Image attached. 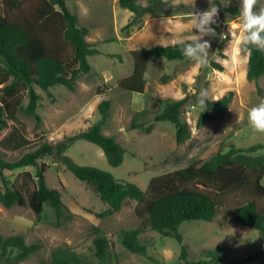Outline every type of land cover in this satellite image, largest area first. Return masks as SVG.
<instances>
[{
  "label": "rangeland",
  "instance_id": "obj_1",
  "mask_svg": "<svg viewBox=\"0 0 264 264\" xmlns=\"http://www.w3.org/2000/svg\"><path fill=\"white\" fill-rule=\"evenodd\" d=\"M218 1L225 5L230 0ZM66 3L76 14L78 25L88 28L86 40L95 44L96 51L88 55L91 71L78 77L73 90L63 85L50 87L52 96L34 86L40 95L37 108L40 121L25 112L27 89L20 90L21 104L14 110V117L4 115L6 126L0 131V155L5 159L14 160L45 141L59 142L97 123L101 118L97 105L102 99L111 102L102 131L114 136L124 147L122 163L111 166L99 146L83 139L73 141L65 154L79 165L103 169L117 179L136 183L143 190L151 177L202 162L217 151H227L231 143L237 147L264 144V132L255 131L247 119L249 109L264 102V74L257 81L246 77L248 52L243 46L236 47L244 32L241 16H231L214 0H137L138 14L121 7L118 0H66ZM212 6L218 7L217 22L210 25L215 33L202 37L210 42L207 65H199L197 58L150 59L142 93L119 87V80L133 70V50L179 39L192 43L191 36L197 32L190 27L193 11ZM254 11L264 13V0H257ZM130 20H133L130 30H123ZM203 90H207L209 99H216L229 90L234 94L220 118L207 119L200 125L197 118L203 109L186 104L181 117L188 123L191 134L184 142L176 141L172 122L153 121L167 100L186 94L199 95ZM137 111L140 113L135 115ZM133 119L142 127L130 129ZM149 124L153 127L146 133L144 127ZM254 154L264 155V147ZM41 161L46 164L47 185L61 191L70 216L57 219L54 209L44 204L38 219L27 206L5 207L0 203V235L20 234L27 243L40 244L37 252L18 264H53L51 252L57 247L75 252L80 264H180L181 244L186 246L189 259L201 260L205 258L203 248L220 247L223 262L234 264L262 247L256 229L225 219L226 211L240 201L238 194L229 192L221 196L222 207L213 220H190L179 226L182 243L147 227L139 235L146 245V254L130 253L119 243L118 233L139 224L134 211L136 201L126 200L118 211L99 216L108 205L90 185L77 179L53 156H45ZM24 170L34 172L33 167L3 171L0 188L3 186L1 175L11 185L13 181H22ZM261 183L264 185V176ZM97 233L109 240L108 255L104 258L95 255L93 239ZM0 264L8 263L0 259ZM246 264L261 262L252 260Z\"/></svg>",
  "mask_w": 264,
  "mask_h": 264
},
{
  "label": "trees",
  "instance_id": "obj_2",
  "mask_svg": "<svg viewBox=\"0 0 264 264\" xmlns=\"http://www.w3.org/2000/svg\"><path fill=\"white\" fill-rule=\"evenodd\" d=\"M118 3L134 14L140 12L137 0H118ZM214 3L231 16H240V2L230 0L222 5L214 0ZM132 24L133 20H130L122 29L129 31ZM87 33L88 28L78 25L77 16L70 11L66 0H0V131L6 126L4 115L14 117V110L20 106L22 88L27 89L28 96L25 112L40 121L37 113L40 95L34 86L52 96L50 87L63 85L73 90L78 77L91 71L88 55L94 53L96 47L86 40ZM188 43H169L133 50V70L119 80V87L142 93L149 60L159 57L167 60L195 58L183 55V47ZM250 47L252 51L250 57L248 53L246 77L257 81L264 74V50H258L254 45ZM245 50L248 52L247 48ZM215 66L222 68L219 64ZM256 87L260 93L259 85L256 84ZM233 94L229 90L216 99H209L208 108L199 113L197 124L220 118ZM197 97V94H186L179 99L167 100L163 109L153 116V121L172 122L176 141L184 142L191 132L188 123L181 117L182 109L186 104L199 105ZM110 106L109 99H102L97 105L100 120L65 136L59 142L45 141L14 160H7L0 155V174L17 168H34L33 173L30 170L22 171V181H13L11 185L1 175L3 186L0 188V203L5 207L27 206L38 219L44 204H48L54 209L57 219L69 217L61 191L49 187L45 180L46 164L41 160L45 156H53L77 179L90 185L100 200L108 205L99 216L118 211L126 200L136 201L134 211L139 224L121 229L118 241L130 253L144 255L147 248L139 235L145 228L174 237L182 243L179 226L190 220H213L222 207L221 196L233 192L238 194L240 201L226 211L225 219L256 229L262 243L261 248L236 260L234 264H246L252 260H260L264 264V185L261 183L264 155L254 154L264 144L237 147L231 143L227 151H217L202 162H193L151 177L143 190L136 183L117 179L103 169L79 165L65 154L73 141L83 139L99 146L111 166L122 163L124 147L114 136L102 131L109 117ZM139 113L137 111L135 115ZM129 127L134 129L142 127V124L133 119ZM152 127L153 124H149L144 127V131L149 133ZM93 244L97 257L108 255L109 240L105 235L97 233ZM39 249L40 244L27 243L20 234L0 235V259L8 264H18ZM201 251L205 258L189 259L186 246L181 244L178 256L180 264H227L223 262L220 247L203 248ZM50 261L53 264H80L75 252L67 247L53 249Z\"/></svg>",
  "mask_w": 264,
  "mask_h": 264
},
{
  "label": "clouds",
  "instance_id": "obj_3",
  "mask_svg": "<svg viewBox=\"0 0 264 264\" xmlns=\"http://www.w3.org/2000/svg\"><path fill=\"white\" fill-rule=\"evenodd\" d=\"M257 0H240V16L242 17V27L244 32L241 34L240 42L236 43V47L241 46L248 49L249 57L254 45L256 49H264V13H257L254 7ZM218 7H208L203 11H193L190 21V27H194L197 32L191 36L192 43L185 44L183 47V55L186 57H195L199 61V65L208 64V50L210 42L203 40L205 34H214L215 29L210 27L211 24L217 22ZM199 40L200 42H196ZM173 43L184 44V39L173 41ZM209 94L207 90H203L197 97V103L203 109L208 108ZM247 119L251 127L257 132H264V102L252 106L248 113Z\"/></svg>",
  "mask_w": 264,
  "mask_h": 264
}]
</instances>
